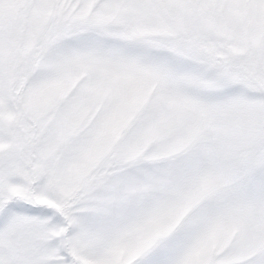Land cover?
Here are the masks:
<instances>
[{"label": "snow or ice", "instance_id": "snow-or-ice-1", "mask_svg": "<svg viewBox=\"0 0 264 264\" xmlns=\"http://www.w3.org/2000/svg\"><path fill=\"white\" fill-rule=\"evenodd\" d=\"M0 264H264V0H0Z\"/></svg>", "mask_w": 264, "mask_h": 264}]
</instances>
